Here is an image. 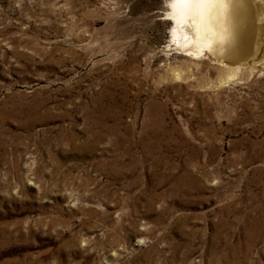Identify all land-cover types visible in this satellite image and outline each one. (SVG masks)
I'll return each instance as SVG.
<instances>
[{
	"label": "rangeland",
	"instance_id": "374dc122",
	"mask_svg": "<svg viewBox=\"0 0 264 264\" xmlns=\"http://www.w3.org/2000/svg\"><path fill=\"white\" fill-rule=\"evenodd\" d=\"M168 1L0 0V264H264V0L239 67Z\"/></svg>",
	"mask_w": 264,
	"mask_h": 264
},
{
	"label": "bare ground",
	"instance_id": "6f19581e",
	"mask_svg": "<svg viewBox=\"0 0 264 264\" xmlns=\"http://www.w3.org/2000/svg\"><path fill=\"white\" fill-rule=\"evenodd\" d=\"M167 6L170 37L187 54L213 53L218 60L240 62L235 65L239 67L251 52L256 28L254 0H169Z\"/></svg>",
	"mask_w": 264,
	"mask_h": 264
},
{
	"label": "snow or ice",
	"instance_id": "6c2138e0",
	"mask_svg": "<svg viewBox=\"0 0 264 264\" xmlns=\"http://www.w3.org/2000/svg\"><path fill=\"white\" fill-rule=\"evenodd\" d=\"M174 2H176V3H182V2H185V0H174Z\"/></svg>",
	"mask_w": 264,
	"mask_h": 264
}]
</instances>
